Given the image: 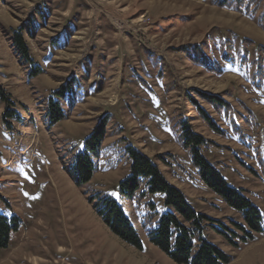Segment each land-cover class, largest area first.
I'll list each match as a JSON object with an SVG mask.
<instances>
[{
    "label": "rangeland",
    "instance_id": "1",
    "mask_svg": "<svg viewBox=\"0 0 264 264\" xmlns=\"http://www.w3.org/2000/svg\"><path fill=\"white\" fill-rule=\"evenodd\" d=\"M263 8L264 0L241 9L216 0H0V213L19 219L0 264H179L148 241L153 222L145 201L161 212L162 195L120 198L126 145L152 159L208 224L233 236L231 220L242 221L200 181L179 139L181 123L212 141L202 146L204 156L261 210L264 223ZM15 32L28 57L15 46ZM193 45L222 72L179 51ZM33 67L38 75L31 76ZM65 83L69 91L55 97L65 118L51 123L48 98ZM104 115L97 169L77 184L75 156ZM103 196L124 206L142 249L102 221L95 204ZM207 226L206 237L232 256L228 264H264V231L234 248Z\"/></svg>",
    "mask_w": 264,
    "mask_h": 264
},
{
    "label": "trees",
    "instance_id": "2",
    "mask_svg": "<svg viewBox=\"0 0 264 264\" xmlns=\"http://www.w3.org/2000/svg\"><path fill=\"white\" fill-rule=\"evenodd\" d=\"M220 6L249 7L251 0H216ZM264 29V8L259 18ZM13 41L20 54L28 57V48L19 32L13 34ZM195 62L202 64L206 69L221 73V66L210 63L198 45L179 48ZM39 69L33 67L31 76L38 75ZM69 91V83L62 84L52 92L47 102V115L51 123L65 118V113L57 98H62ZM198 95L211 103L214 107H227V103L215 95L198 92ZM193 103H196L192 100ZM200 117L216 133L222 130L214 123L205 110L197 106ZM108 116L101 117L90 133L85 137L83 149L78 151L74 164L73 174L77 184L89 181L96 171L95 158L98 156L106 134ZM179 139L182 146L189 151L191 164L195 168L200 181L214 193L222 203L234 210L242 222H231L236 230L229 236L226 231L208 224L210 218L197 211L188 201L186 195L175 185L171 184L161 173L159 167L144 153L131 145L125 146V153L129 160V171L119 181L121 200L143 201L146 196H156L163 204V211L156 210L153 200L145 201L147 207L146 219L153 222L148 233V241L160 249L174 262L179 264H228L232 256L211 242L205 235L209 225L218 234L225 237L234 248L255 240L264 231L263 215L261 210L243 193L241 188L228 184L215 164L210 162L202 152V146L212 141L192 131L189 125L181 123ZM162 157V156H161ZM157 197V196H156ZM97 214L102 221L119 239L126 244L142 249L143 243L139 231L131 222L124 206L109 196L99 198L95 204ZM19 219L16 216L9 218L0 213V248L9 244L10 232L17 228Z\"/></svg>",
    "mask_w": 264,
    "mask_h": 264
}]
</instances>
